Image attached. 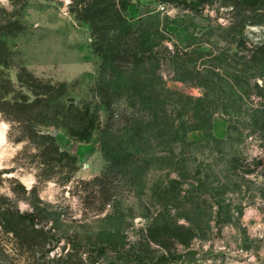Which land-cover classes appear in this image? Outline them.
<instances>
[{"label":"rangeland","instance_id":"1","mask_svg":"<svg viewBox=\"0 0 264 264\" xmlns=\"http://www.w3.org/2000/svg\"><path fill=\"white\" fill-rule=\"evenodd\" d=\"M0 12L26 26L6 37L13 80L26 65L38 76L65 81L61 100H90L100 108V125L88 141L62 126L38 124L78 156L68 181L66 169L50 175L27 141L10 138L11 123L0 115V210L30 212L41 228L22 239L0 223V264H264V133L251 110L234 116L236 125L214 112L204 127L188 132L192 141L209 133L229 140L186 151L181 181L178 169L153 162L166 155L168 135L159 145L152 132V143L137 153L128 125L111 119L101 103L102 59L93 50L89 25L71 12L70 0H6ZM126 12L134 19L159 13L162 34L196 58L203 73H211L216 95L222 90L225 95L231 83L236 101L264 104V71L254 78L242 63L247 51L239 46L264 44V0H130ZM161 71L170 91L204 92L174 79L168 65ZM121 140L136 154L118 164L111 149Z\"/></svg>","mask_w":264,"mask_h":264},{"label":"trees","instance_id":"2","mask_svg":"<svg viewBox=\"0 0 264 264\" xmlns=\"http://www.w3.org/2000/svg\"><path fill=\"white\" fill-rule=\"evenodd\" d=\"M11 1L25 3L27 0ZM129 4L130 0H70V10L78 20L89 25L93 50L102 59L97 85L100 101L111 111V119L117 116L128 125L126 130L133 133L131 142L137 147V153L152 143V132H156L159 145L168 135L166 155L152 158L153 162L178 169L179 180L184 181L186 151H192V147L201 151L211 146L212 140L219 144L229 140L212 133L200 140L188 139V132L204 127L212 113L220 111L236 125L238 121L234 116L251 110L252 118L264 133V104L249 107L246 102L236 101L232 98L235 92L231 83L227 85L230 89L225 94L229 97L227 100L223 99V90L221 95H216L219 88L209 84L211 73H203V69L196 66V58L162 34L159 13L134 19L126 12ZM25 28L18 18L5 17L0 12V115L11 123L10 138L15 142L27 141L35 150L34 155L52 171L50 175L58 168L66 169L64 181H68L77 169L78 156L62 149L55 135L43 131L38 124L62 126L75 139L88 141L100 125V108L90 100L80 103L61 100L67 91V83L38 76L26 65L19 66L16 80L12 79L9 70L13 52L6 37L17 35ZM239 46L242 47L240 50L247 51L242 60L244 67L251 69L254 78L262 75L264 44L247 49ZM163 64L173 69L174 79L200 86L204 92L192 96L167 89L161 71ZM121 99L125 103L122 107L119 106ZM251 125L244 127L251 129L254 126ZM123 142L121 140L111 149L114 151L112 159L118 164L134 159L136 154L129 152ZM196 181L201 183L202 179L198 177ZM33 216L30 212L3 208L0 223L8 231L27 239L41 231L35 226Z\"/></svg>","mask_w":264,"mask_h":264},{"label":"clouds","instance_id":"3","mask_svg":"<svg viewBox=\"0 0 264 264\" xmlns=\"http://www.w3.org/2000/svg\"><path fill=\"white\" fill-rule=\"evenodd\" d=\"M0 3H6V0H0Z\"/></svg>","mask_w":264,"mask_h":264}]
</instances>
